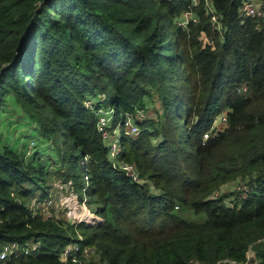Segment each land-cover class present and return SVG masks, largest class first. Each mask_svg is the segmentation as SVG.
Returning a JSON list of instances; mask_svg holds the SVG:
<instances>
[{"label": "trees", "instance_id": "trees-1", "mask_svg": "<svg viewBox=\"0 0 264 264\" xmlns=\"http://www.w3.org/2000/svg\"><path fill=\"white\" fill-rule=\"evenodd\" d=\"M240 2L211 0L217 28L202 0H0V244L38 242L0 264H93L78 249V261L60 258L68 242L93 246L100 264H226L248 248L264 264V16L239 15ZM183 10L192 16L180 23ZM105 86L114 118L144 96L159 104L119 136L118 158L145 180L107 157L92 109L102 97L86 104ZM6 119L33 129L27 156ZM47 149L97 223L32 211L30 198L49 193ZM237 177L247 190L231 202L208 196Z\"/></svg>", "mask_w": 264, "mask_h": 264}, {"label": "built area", "instance_id": "built-area-1", "mask_svg": "<svg viewBox=\"0 0 264 264\" xmlns=\"http://www.w3.org/2000/svg\"><path fill=\"white\" fill-rule=\"evenodd\" d=\"M198 0H191L192 3L197 2ZM203 7L205 11L208 13L209 20L215 24L217 28L220 26L219 22V14L214 10V7L211 3V0H202ZM238 14L241 16L244 15H251V16H257L262 17L264 16V0H241L240 4L238 5ZM185 13H189V10H183ZM187 20V17H185L182 21H178L180 23H184ZM242 88H245L244 86ZM86 104L91 107V102L89 99L86 100ZM95 114V127L96 130L99 132L100 137L106 146L107 151V157L110 160V164L112 166L119 167L123 170V172L127 175H129L132 179L135 181H142V176L139 175L138 170L136 169L135 165L132 162H128L125 160H121L118 158L119 152H120V142H119V136L120 133H124L127 135H135L138 132V123L142 118V111L141 108H137L133 111H125L120 117L114 118V109L111 105H95L92 107ZM211 122L210 127H213L214 129L221 128L225 123V114L224 111L221 113H218ZM218 120V121H215ZM216 122L221 123V126L215 127ZM117 127L119 132L118 134H114L113 130ZM207 136V131L202 133V138H205ZM32 144V142H30ZM69 193L63 195L58 200V205H62L65 213V218L69 219L72 222H78L80 220L85 221L86 223H89L90 220H93L96 217H100L95 213H92L90 211V206L87 204V199L85 194L82 192L80 196L78 197V191L73 189L72 182L70 179L66 181ZM237 190L244 193L247 190V186L244 182H240V184H236L234 186ZM150 191L157 192L156 188H153L151 185H149ZM50 194L47 193V195L42 199L41 203L44 201L51 200ZM35 200V198H34ZM57 201V202H58ZM176 206V205H175ZM87 209L90 211L93 216L92 218L87 219L84 214L83 210ZM50 213L47 212L46 215H49ZM78 237H81V235L78 233ZM37 241L32 240L28 244H25L23 246H20L17 241L10 240V241H3L0 244V259L6 258L9 256V254H17L20 251L27 252L28 250L34 248L37 245ZM78 249V254L82 255L83 258L88 259L90 255H92L95 252V248L91 245H83L81 247H78L77 243H65L62 247V249L59 252L60 258L64 259L69 257L71 261H78V254H75V250ZM249 250V248H248ZM226 264H255L256 260L252 256V254L245 253L244 259H234L231 257H223L221 259ZM198 264V263H194Z\"/></svg>", "mask_w": 264, "mask_h": 264}, {"label": "rangeland", "instance_id": "rangeland-1", "mask_svg": "<svg viewBox=\"0 0 264 264\" xmlns=\"http://www.w3.org/2000/svg\"><path fill=\"white\" fill-rule=\"evenodd\" d=\"M189 16H192L191 12L185 13L184 11H182L177 16L176 20L182 21L185 17L188 18ZM90 96H91L90 102L95 100V96H96L97 99L98 98L100 99V97L103 98V99L102 98L100 99L101 101L98 99L101 105L104 106V105H108V103H109L110 93H109V90L107 89L106 86L103 88L102 93H100V94L94 93V94H90ZM144 99H145L146 106L144 108L143 107L141 108L142 118L144 116H154L156 114V112L159 110V104L157 102L153 103L149 99L148 96H144ZM215 116L213 117V119L216 118ZM13 117H14V113H11V114H9L8 119H13ZM215 121H218V120H215ZM3 124H5V127H3ZM3 124L1 125V127L8 128L9 130H13L11 132V134L9 135L10 136L9 140H10V143L12 144V146H14L16 149L23 148L24 154L26 156L30 153L31 150L34 149V146L36 144H38V141H36V139H35V133L30 126L24 127L21 125H14L13 122H11V121L9 122L7 119L5 120V123H3ZM14 126L16 128H14ZM216 126L217 127L221 126V123L216 122L215 127ZM118 132H119L118 128L115 127L113 130V133L116 135V134H118ZM23 142H25L24 146H22ZM30 142H32V144ZM45 151H47L48 154H50L49 156L51 157V159L48 161V164H47L48 171L45 175V182L48 184L49 187H51V189L49 190L51 200L49 201V203H47V201H44L41 203L42 199L46 195H43L40 198H37V197L35 198L32 196L30 198V201L28 202V205L31 207L32 211H38L39 210V212L43 216H47L46 214H47V212H49L50 214H53V216H55L57 218L64 219L65 218V213H64L65 208L62 205H58V203H59L58 200L60 199L61 196L69 193V189H68V187H66L67 186L66 181L68 179L71 180L73 189L79 192L78 197L82 193H81V190L76 188V186L74 185L73 178L62 177L61 171H59L58 168H55L57 165V160L55 159V153L56 152L52 149H47ZM47 156L48 155L44 153L42 155V158L47 159ZM142 179L145 180L146 178L143 176ZM243 180H245V178L237 177L236 179L225 181L222 184H220L215 190H212L211 192H209L208 196L211 197L213 195L226 194V196H224V200L226 202H231V200L234 199L235 196L238 194L236 192L237 189L234 186L236 184H240V182H243ZM150 185L153 188H156V186L152 182L150 183ZM85 196H86V194H85ZM34 198H35V200H34ZM87 204H88V202H87ZM178 204H174V210L177 212L178 215H180L184 218H187V219H194V220L201 219V213L194 212L190 207H188L186 205L179 204V206H178ZM90 206L94 207L95 204L91 202ZM90 211L92 213H95L93 211V209H91V208H90ZM95 214H97V213H95ZM98 216H100V215H98ZM99 220H101V217H99V218L96 217L93 220H90L89 223L95 224ZM78 233L82 236V232L79 229H77V231H76V236H78ZM246 252H247V255L252 254L253 250L249 248V250L247 249ZM84 261L90 262L93 264H100L96 250L92 255H90L88 257V259H85Z\"/></svg>", "mask_w": 264, "mask_h": 264}, {"label": "bare ground", "instance_id": "bare-ground-1", "mask_svg": "<svg viewBox=\"0 0 264 264\" xmlns=\"http://www.w3.org/2000/svg\"><path fill=\"white\" fill-rule=\"evenodd\" d=\"M83 211H84L83 214L87 219L92 218L93 215L89 213L90 211H88L87 209H84Z\"/></svg>", "mask_w": 264, "mask_h": 264}, {"label": "crops", "instance_id": "crops-1", "mask_svg": "<svg viewBox=\"0 0 264 264\" xmlns=\"http://www.w3.org/2000/svg\"><path fill=\"white\" fill-rule=\"evenodd\" d=\"M51 189V187H49V190Z\"/></svg>", "mask_w": 264, "mask_h": 264}]
</instances>
